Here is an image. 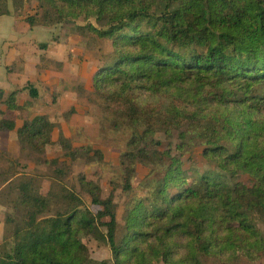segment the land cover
I'll list each match as a JSON object with an SVG mask.
<instances>
[{
	"label": "trees",
	"instance_id": "obj_1",
	"mask_svg": "<svg viewBox=\"0 0 264 264\" xmlns=\"http://www.w3.org/2000/svg\"><path fill=\"white\" fill-rule=\"evenodd\" d=\"M43 26L93 17L110 52L91 90L110 131L127 148L121 189L133 194L136 164L149 167L144 196H131L123 225L112 194L81 181L95 213L57 176L46 193L35 178L13 184L0 264H255L264 256V0H37ZM6 10L0 16L10 15ZM15 15V14H14ZM34 27V19L26 17ZM46 48L47 45H41ZM17 91L0 103L17 111ZM29 95L37 91L29 88ZM1 120L0 131H13ZM55 125L34 117L17 129L21 149L42 154ZM167 141L159 140V136ZM190 145L211 166L184 168ZM61 149L70 159L89 149ZM161 149V150H159ZM95 159L102 161L100 152ZM49 164L55 165L56 161ZM247 176L252 185L234 182ZM228 176V178H227ZM8 181V180H7ZM6 181V182H7ZM232 184V185H231ZM113 189V188H112ZM142 190V189H141ZM108 246L112 261H94L84 238Z\"/></svg>",
	"mask_w": 264,
	"mask_h": 264
},
{
	"label": "rangeland",
	"instance_id": "obj_2",
	"mask_svg": "<svg viewBox=\"0 0 264 264\" xmlns=\"http://www.w3.org/2000/svg\"><path fill=\"white\" fill-rule=\"evenodd\" d=\"M5 10L23 17L25 22L26 17L33 18L34 26L46 28L48 35L39 39V46L51 42L60 45L62 49L60 53L66 55L68 62L64 66L63 62H49L42 58L40 69L45 72L44 82L50 83L42 86L43 82H26L22 88L19 87L16 90V102L21 109L17 111L7 110L6 106L0 103V121L13 120L16 126L13 131H0V247L8 235L6 218L21 216L13 203L18 197V192L11 190L10 186L28 176L35 178L38 188L46 193L52 177L59 175L56 169L62 173L59 175L61 182L79 195L83 208H87L91 213H95L96 209L81 186L82 180L90 182L92 188L98 187L104 199L112 194L116 204L117 220L122 226L125 209L131 196H144L145 189L141 187V182L150 174L151 176L154 174L149 167L137 163L131 179L134 195H128L121 189L120 157L127 151L124 135L107 128L97 98L91 90L92 76L110 52V42L92 31L101 29L93 17H81L72 21L61 20L55 23L54 18L50 16L51 24L43 26L41 18L43 11L37 0H0V12ZM44 49L39 47L40 52ZM29 88L37 91V97H30ZM7 96L5 93V98ZM37 116H46L55 125L52 143L42 154L22 150L16 132L24 123H29ZM61 137L67 139L73 149L81 151L89 149L88 157L81 155L75 160L68 158L65 155L66 151L60 147ZM159 140L164 142V145L167 144L161 135ZM177 143L178 139H172V155L180 157L174 150ZM202 150L200 146L190 145V151L180 157L183 167L198 172L210 169L211 165L203 158ZM94 152L101 153L102 161L95 159ZM51 161H56V168L55 165L49 164ZM234 182L252 185L245 175H239ZM258 226L264 234V223H259ZM84 242L94 261H112L107 245L90 237L84 238ZM255 264H264V256Z\"/></svg>",
	"mask_w": 264,
	"mask_h": 264
},
{
	"label": "crops",
	"instance_id": "obj_3",
	"mask_svg": "<svg viewBox=\"0 0 264 264\" xmlns=\"http://www.w3.org/2000/svg\"><path fill=\"white\" fill-rule=\"evenodd\" d=\"M47 35L46 28H31L21 16H0V91L10 94L22 88L26 82H43L42 86L50 83L44 82L45 72L40 69L42 58L49 62H63L65 66L68 59L60 53V45L50 41L40 52L39 39Z\"/></svg>",
	"mask_w": 264,
	"mask_h": 264
}]
</instances>
